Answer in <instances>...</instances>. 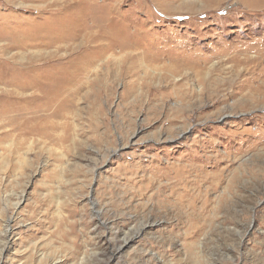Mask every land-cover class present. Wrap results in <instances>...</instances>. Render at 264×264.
<instances>
[{
  "label": "rangeland",
  "instance_id": "rangeland-1",
  "mask_svg": "<svg viewBox=\"0 0 264 264\" xmlns=\"http://www.w3.org/2000/svg\"><path fill=\"white\" fill-rule=\"evenodd\" d=\"M16 1L0 28L83 9L122 39L53 134L0 123V264H264V8Z\"/></svg>",
  "mask_w": 264,
  "mask_h": 264
},
{
  "label": "bare ground",
  "instance_id": "bare-ground-1",
  "mask_svg": "<svg viewBox=\"0 0 264 264\" xmlns=\"http://www.w3.org/2000/svg\"><path fill=\"white\" fill-rule=\"evenodd\" d=\"M150 1L154 6L159 7L164 15L173 7L168 6L166 0ZM237 2L241 8L244 7V10L264 8V0H237ZM77 12L74 15H71L72 12L63 13L64 15L60 14L54 21L45 19L44 22L30 26L11 24L8 27L7 20L3 21L7 24L0 28V123L10 127V132H18L21 138L35 136L47 138L50 131L53 134L56 130L55 121L65 119L70 103L81 89L80 84L83 83L84 78L86 80L90 69H95L99 56L110 52L113 43L122 39L115 34L110 38L105 36V32L100 33L98 28L105 19L88 20V16L91 15L87 10L79 9ZM72 39L81 40L78 41L79 44L73 42L67 44ZM82 39H84L83 43ZM126 48L124 50L127 51ZM241 52L243 54V51ZM241 52L238 50V53ZM233 69L229 70L235 77L239 76L237 70ZM195 74L200 77L202 71H195ZM204 75L209 76L208 73ZM261 87H264V82L261 83ZM254 95L248 94L246 98ZM181 105L182 103L172 106L174 113L181 112ZM20 116H25L24 122L20 125L15 124ZM167 131L170 132L171 128Z\"/></svg>",
  "mask_w": 264,
  "mask_h": 264
}]
</instances>
